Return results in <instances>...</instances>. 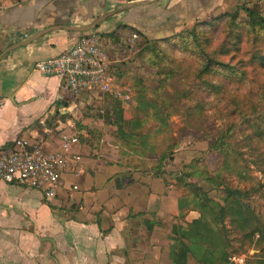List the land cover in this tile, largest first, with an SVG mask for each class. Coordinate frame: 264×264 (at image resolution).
Returning a JSON list of instances; mask_svg holds the SVG:
<instances>
[{
    "label": "crops",
    "instance_id": "0c3cea01",
    "mask_svg": "<svg viewBox=\"0 0 264 264\" xmlns=\"http://www.w3.org/2000/svg\"><path fill=\"white\" fill-rule=\"evenodd\" d=\"M145 1L150 0H0V148L11 150L14 140L35 135L53 144L55 137L43 134L40 120L77 136L52 197L0 179V264H172L171 224L198 217L196 210L179 209L181 192L171 180L164 184L153 175L150 158L142 166L132 165L110 134L95 136L93 129L99 131L103 123L73 120L72 111L92 102L97 92L74 96L60 78L32 67L70 47L79 35L93 33L115 82L117 63L131 56L119 57L125 49L121 40L134 34L118 26L135 27L148 39L165 35L220 0ZM104 14L84 32L59 28L85 25ZM123 102L115 100V105L125 109L128 103ZM71 103L70 111L60 109ZM185 264L198 263L187 255Z\"/></svg>",
    "mask_w": 264,
    "mask_h": 264
},
{
    "label": "trees",
    "instance_id": "16d2710c",
    "mask_svg": "<svg viewBox=\"0 0 264 264\" xmlns=\"http://www.w3.org/2000/svg\"><path fill=\"white\" fill-rule=\"evenodd\" d=\"M245 11L247 19L243 21L223 13L199 23L200 29L192 27L189 39L180 45L174 42L176 32L148 39L135 27L118 26L131 30L140 39L139 45L152 47L158 60L169 57L156 70L163 77L150 90V97L140 86L129 99V117H124V109L113 105H108L102 116L104 124L114 126L113 138L120 150L131 157L130 164L142 166L150 158L154 176L162 178L164 184L171 180L184 190L177 199L179 209L186 207L199 213L190 222L171 225L175 238L169 251L172 264H185L187 255L198 264H226L229 255L237 254L232 246L233 237L238 247L258 250L250 256L251 262L264 264V210L253 205V197L261 191L264 182L256 181L247 188L230 187L221 172L210 174L198 168L193 159L178 170H164L172 150L177 149V142L171 140L167 118L177 113L175 105L181 100L192 98V104L184 112L186 119L194 115L200 119L209 107H215L223 119L213 134L199 137L207 142L208 151H215L221 157V171L242 174L249 180L248 162L257 167L264 164V10L246 8ZM201 34L203 38H199ZM136 44L133 48L139 49ZM159 44L187 51L192 59L170 57L157 49ZM121 46H128L125 38ZM147 117L152 118L155 128L153 132L142 133ZM189 177L210 183L217 200L197 181H189Z\"/></svg>",
    "mask_w": 264,
    "mask_h": 264
},
{
    "label": "rangeland",
    "instance_id": "374dc122",
    "mask_svg": "<svg viewBox=\"0 0 264 264\" xmlns=\"http://www.w3.org/2000/svg\"><path fill=\"white\" fill-rule=\"evenodd\" d=\"M246 8L253 10H264V0H220L204 15L189 20L177 27L174 32H176L178 36L174 39V42L177 45H180L181 41L187 42L189 39L188 32L192 29V27L196 26L197 30H199L201 26L199 23L209 21L211 18L220 16L223 13L233 14L239 21L246 20ZM208 28L210 27L207 26V29ZM204 33L210 36L207 31H204ZM203 37L204 35L201 34L199 38ZM134 40H137V42ZM126 42L128 43V46L125 47L124 54H121L119 57L123 58L128 53L131 54V56L126 60L117 63L116 70H114L116 77V79H114V84L121 89H128L130 93V99L134 96V94H136V89L138 90L140 86L144 88V94L150 97V90L155 88L158 83V79L163 77L162 74L158 75L156 70L159 68V66L163 65L164 62H168L169 57L164 56L161 60H158L154 56V50L152 47H147L143 44L139 45L140 39L136 38V35L134 38L130 36V39H126ZM135 44L139 45V49L138 47L133 48ZM156 47L157 49H161L163 52H166L170 57L184 56V58L188 61L192 59V56L189 54V52L180 51L174 48L171 49L167 44H159V46ZM166 90L170 91L167 86ZM95 94L98 97H92V102L84 104L82 103L81 107H78L77 110L72 109V112L75 111V118L73 120L77 121V124H79V121L82 117H86L91 122H99L104 124L105 120L103 119L104 117L102 114H104V111L107 110L108 105L118 107L115 105V100L120 101V99L111 97L107 94ZM144 94V98L147 99V96ZM128 101H124L123 103L126 104ZM192 102L193 98L192 100H181L175 105L178 110L177 113L170 114L167 118L172 136L171 140L177 142V149L174 148L172 150V157L170 160L166 161L164 170L166 172L178 170L183 163H187L193 159L196 161L198 168H204L210 174L221 172V177H223L224 182L230 187L247 188L250 184L255 183L256 181L261 183L264 182L263 163L259 164L257 167L253 163L248 162L249 170L247 171V175L250 176L249 180H247V177L245 178L242 174H232L221 171V157H219L215 151H208L206 149L207 142L205 140L199 139V137H202L203 134H213L214 131L222 125L223 119L218 115L216 111L217 109H215V107L209 106V108L203 111L200 119H198L196 115H194L190 120L186 119L184 117V112H186V109H188L187 106H190ZM129 109V106L124 109V116H129ZM147 118L148 119H146V122L143 124V128H141L142 133H146L148 131L153 132L154 130L150 127L155 125V123L153 122L152 118ZM93 130L94 133H96L95 136H97V133L102 134L105 132L107 135L110 134L113 137L112 134L114 132V126L112 124H104L102 129L99 131L95 129ZM247 158L249 160L252 159L251 156H247ZM188 180L197 181L210 197L217 200L215 196L217 193L215 192L214 188H212L210 183H206L203 180L192 177H189ZM175 187L181 192V194L184 193L183 189L176 185ZM253 201L255 204H252L255 205L256 208H261L264 210V186L261 188V191H259V193L253 197ZM175 223H179L177 219ZM237 244L236 238L233 237L232 246L233 248L237 249V251L234 253L244 254L246 256V264H254L251 262L250 256L254 253H258V250L254 249L253 247L240 248Z\"/></svg>",
    "mask_w": 264,
    "mask_h": 264
},
{
    "label": "built area",
    "instance_id": "2783aa9c",
    "mask_svg": "<svg viewBox=\"0 0 264 264\" xmlns=\"http://www.w3.org/2000/svg\"><path fill=\"white\" fill-rule=\"evenodd\" d=\"M132 38L135 34L131 35ZM33 69L40 74L56 76L72 95L97 92L128 101L129 90L117 87L109 75V61L96 34L79 35L70 47L56 55L33 62ZM3 98L0 97V106ZM72 103L60 109L70 111ZM43 134L53 135L49 144L42 136L18 138L11 150L0 148V179L6 183H18L39 190L44 198H50L60 186V172L69 160L68 151L77 142L75 132L65 128L45 126L40 120ZM226 264H246L244 254H231Z\"/></svg>",
    "mask_w": 264,
    "mask_h": 264
},
{
    "label": "water",
    "instance_id": "95a60500",
    "mask_svg": "<svg viewBox=\"0 0 264 264\" xmlns=\"http://www.w3.org/2000/svg\"><path fill=\"white\" fill-rule=\"evenodd\" d=\"M153 2L152 0L150 1H145L143 3H151ZM138 3H136L135 5H137ZM108 14H104L102 16H99L97 18H95L94 20H92L90 23L88 24H85V25H81V26H78V27H72V26H66V25H61L59 26V28H63V29H67V30H74V31H77V32H84V31H87V30H90L91 28H93L100 20H102V18H104L105 16H107ZM50 29L47 28V29H44V30H41L39 32H36L35 35H33L32 37H30L28 40H26L25 42H20V43H17L15 44L14 46H10L9 48H7L5 50V52L7 50H10L18 45H21V44H25L26 42L32 40L33 38H35L36 36H40L41 34H44L46 33L47 31H49Z\"/></svg>",
    "mask_w": 264,
    "mask_h": 264
}]
</instances>
